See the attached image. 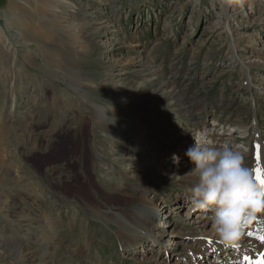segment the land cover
Instances as JSON below:
<instances>
[{
    "label": "rangeland",
    "instance_id": "374dc122",
    "mask_svg": "<svg viewBox=\"0 0 264 264\" xmlns=\"http://www.w3.org/2000/svg\"><path fill=\"white\" fill-rule=\"evenodd\" d=\"M60 1L0 0V264H215L194 166L162 173L203 128L258 163L264 0Z\"/></svg>",
    "mask_w": 264,
    "mask_h": 264
},
{
    "label": "clouds",
    "instance_id": "9594fccd",
    "mask_svg": "<svg viewBox=\"0 0 264 264\" xmlns=\"http://www.w3.org/2000/svg\"><path fill=\"white\" fill-rule=\"evenodd\" d=\"M228 6L242 8L245 0H223ZM194 145L186 156L194 166L197 178L189 189L194 209L211 211V227L225 246L234 245L242 228L251 223L255 215L264 212V189L257 186L252 172L243 166V157L227 144L214 147L203 133L193 136ZM179 165V157H172Z\"/></svg>",
    "mask_w": 264,
    "mask_h": 264
},
{
    "label": "bare ground",
    "instance_id": "6f19581e",
    "mask_svg": "<svg viewBox=\"0 0 264 264\" xmlns=\"http://www.w3.org/2000/svg\"><path fill=\"white\" fill-rule=\"evenodd\" d=\"M11 1V0H10ZM62 4L64 3V4H70V3H68L67 1H64V0H61L60 1ZM9 6L8 7H10L11 6V2L8 4ZM38 9V8H37ZM243 64V63H242ZM246 64V63H245ZM247 67V66H246ZM209 130V128L207 129V128H203V129H198L197 130V134L198 133H203L204 134V137H205V139H206V141H209V142H213V140H212V138H211V135H209V133H207V131ZM230 135V134H229ZM225 144H231V141H227V142H224ZM194 145V142H192V141H190V143H189V145L187 146V149L186 150H181L180 152H179V155H176L175 154V156H177V157H180V156H185L186 155V152H187V150L190 148V147H192ZM260 145V144H259ZM257 156L259 157L258 158V163L256 164V165H254V168H253V170L254 169H256V168H259L260 170H261V178L262 179H264V147L262 148V147H260V146H258V150H257ZM173 157V156H172ZM172 157H170V158H166V164H165V166H164V168H165V170L164 171H166V172H164V173H162V175H165V173H166V175H169V176H175L176 175V173H177V175L178 174H181V171H179V168H178V166L176 165V164H174L173 162H171V160H172ZM256 159H257V157H256ZM156 156L154 155V157H152L151 159H150V163H151V165H155V163H156ZM256 162V161H255ZM180 164V163H179ZM177 166V167H176ZM175 167V168H174ZM252 175H253V177H254V179H255V182L257 183V186L258 187H260L259 186V183H258V181L256 180V178H255V172L254 171H252ZM128 195H132V197H131V199L132 200H134L136 197L134 196V193H128ZM190 205H192V204H190ZM204 212V211H203ZM165 217L166 216H169L168 214H165L164 215ZM261 220L262 221H264V218H261ZM168 224V225H167ZM166 224V221L165 222H163V223H160V224H158L159 226H161V227H166V225H167V227L169 226V223H167ZM204 224L205 223H203V224H201L200 226L202 227V226H204ZM56 228V227H55ZM54 228V229H55ZM130 228H132V226H130ZM60 231V230H59ZM53 233V232H52ZM149 235H152L150 232H147ZM157 236V238L158 237H160L161 236V234H157L156 235ZM253 235H247V236H240L236 241H235V243H234V245H235V247H234V250H238L237 248H241V249H243V250H250V251H252V250H254V251H257V254H260V253H263L264 254V242H261V240L260 239H258V237H260V236H264L262 233L261 234H259V235H256V234H254V237H252ZM212 241H213V243L212 242H210V241H207L205 244H204V248H205V250H213L214 252H215V255H214V257L216 256V258L215 259H212V261H214L215 262V264H224V262L221 260L222 258H219V253L221 252V251H224V250H226L227 248H229V246L231 247V246H233V245H228V246H225L224 244H220V240H219V238H215V237H213L212 238ZM170 243V242H169ZM169 243H166V245L165 244H161L160 246L161 247H159V250L157 251V254H158V252L160 253V255L162 256V257H164L166 260L167 259H170L171 258V256H173L174 255V251L173 250H171V244H169ZM131 244H133V243H131ZM130 244V245H131ZM133 250H135V248L133 249ZM136 250H140V249H136ZM233 250L231 249V252H232ZM202 253H198V255H201ZM234 254V253H233ZM243 254V253H242ZM242 254L241 253H235L234 255H232L231 257H228L227 258V260L229 261H232V263H234V264H246L244 261H243V259L241 258V256H242ZM255 254V252H251L250 253V255L252 256V255H254ZM212 255V254H211ZM249 255V256H250ZM255 256V258L257 257L256 255H254ZM248 258V257H247ZM245 260V259H244ZM253 259H251V261H252ZM69 261H71V260H68V262ZM254 261H255V259H254ZM67 262V263H68ZM70 263V262H69ZM249 263V262H248ZM252 264V263H251Z\"/></svg>",
    "mask_w": 264,
    "mask_h": 264
},
{
    "label": "snow or ice",
    "instance_id": "6c2138e0",
    "mask_svg": "<svg viewBox=\"0 0 264 264\" xmlns=\"http://www.w3.org/2000/svg\"><path fill=\"white\" fill-rule=\"evenodd\" d=\"M259 157H257L258 159ZM255 172V178L256 180L258 181L259 183V186L264 189V179L261 178V170L259 168H256L253 170ZM248 235H252V233H248ZM258 239L261 240V242H264V236H260L258 237ZM233 247H235V245H233ZM245 259H248L247 257H245ZM253 264H264V254H262V258L260 261H256V262H253Z\"/></svg>",
    "mask_w": 264,
    "mask_h": 264
}]
</instances>
